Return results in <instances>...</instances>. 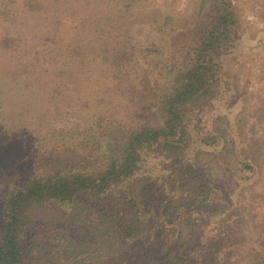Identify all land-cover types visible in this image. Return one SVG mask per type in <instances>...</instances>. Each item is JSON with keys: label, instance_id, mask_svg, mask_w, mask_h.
Returning <instances> with one entry per match:
<instances>
[{"label": "rangeland", "instance_id": "rangeland-1", "mask_svg": "<svg viewBox=\"0 0 264 264\" xmlns=\"http://www.w3.org/2000/svg\"><path fill=\"white\" fill-rule=\"evenodd\" d=\"M229 1L237 26L221 58L223 78L196 117L201 131L224 134L225 143L199 153L214 200L195 210L212 215L209 227L227 232L230 264H251L264 216V0ZM198 3L0 0V40L9 38L8 48L0 47V129L21 126L37 165H46L50 148L46 160L64 165L79 159L76 144L89 140L97 124L152 121L153 95L182 58L178 32L207 14ZM39 211L41 220L27 229L32 264H117L111 230L101 234L80 221L69 230L62 224L67 215ZM90 214L83 213L86 223ZM51 215L59 224L53 229ZM73 241L80 245L72 248Z\"/></svg>", "mask_w": 264, "mask_h": 264}, {"label": "trees", "instance_id": "trees-1", "mask_svg": "<svg viewBox=\"0 0 264 264\" xmlns=\"http://www.w3.org/2000/svg\"><path fill=\"white\" fill-rule=\"evenodd\" d=\"M198 4H205L207 14L178 32L182 58L153 95L152 121L120 118L92 126L96 133L76 144L79 159L64 165L46 160L52 148L45 158L40 155L46 165H37L30 161L35 154L32 147L26 150L21 126L0 129V159L10 152V160H0V264H32L27 229L41 220L40 209L67 215L62 224L69 230L71 221L93 224L101 234L111 230L117 264L231 263L233 243L227 242V232L209 227L212 215L201 217L195 210L214 200L199 153L223 145L225 137L201 131L196 117L219 90L221 58L237 21L229 0ZM8 46L9 38H2L0 47ZM241 166L251 169L244 162ZM83 213H91V223ZM48 220L54 221L48 224L52 229L59 226L54 215ZM260 226L251 264H264V216Z\"/></svg>", "mask_w": 264, "mask_h": 264}]
</instances>
